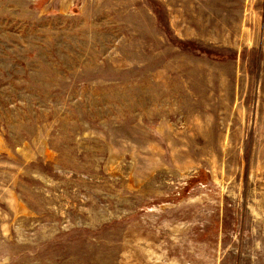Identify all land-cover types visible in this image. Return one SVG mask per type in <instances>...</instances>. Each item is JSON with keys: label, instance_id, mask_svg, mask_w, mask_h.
Segmentation results:
<instances>
[{"label": "rangeland", "instance_id": "1", "mask_svg": "<svg viewBox=\"0 0 264 264\" xmlns=\"http://www.w3.org/2000/svg\"><path fill=\"white\" fill-rule=\"evenodd\" d=\"M0 264H264V0H0Z\"/></svg>", "mask_w": 264, "mask_h": 264}]
</instances>
